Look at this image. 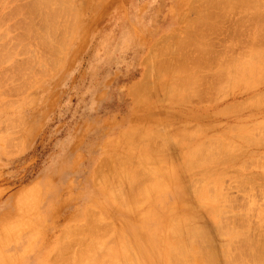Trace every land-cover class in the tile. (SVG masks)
<instances>
[{
	"label": "rangeland",
	"instance_id": "1",
	"mask_svg": "<svg viewBox=\"0 0 264 264\" xmlns=\"http://www.w3.org/2000/svg\"><path fill=\"white\" fill-rule=\"evenodd\" d=\"M1 1L2 0H0V2ZM7 1H4L5 3L1 5L2 7L0 6V35L3 34L1 30H4L2 31L4 34L0 36V54L3 57L2 60L0 58V264H49V259L60 243L61 240L59 241V239L64 234V231L71 226L84 222L87 219V214L89 212L94 213V211L95 215L99 213V218L101 216V219H104L106 224L108 223L110 225V229L108 228L107 232H104L102 231L103 227L101 228L102 230H100L101 226L98 224V230L94 227L97 233L92 229L89 233H92L91 236L87 235L81 242V246L78 244L80 242H77L78 245L76 244V247H82L81 249H84L85 245L91 246V243H88L87 240H96V244L91 241L93 243L90 248L94 247V249L92 248L93 250L90 251L92 255L94 254L93 257L90 256L89 261L91 262L87 263L88 259H82L84 264H103V260L108 261L112 258L115 259V262L117 260L121 262V264H124L123 260H127L125 264H127V262H130L129 264H134V262L138 264H185L186 262V264H195L190 256H187L185 253L181 254V252L176 249L178 245H181L184 249L190 247L191 239L189 238H191V236H189V234L192 229L203 231L204 239L202 238V241L200 240L199 245L203 252L204 250H209L213 257V264H244V260L238 262L241 260L240 256L247 260L250 255L248 259L249 262L248 260L244 261L246 264H257L258 262H260L258 264H264V219L262 218L264 215L259 216V214H255L256 210L259 211L262 208V210H264V159H262L264 156H261L264 154V140L259 136L262 134L264 138V134L262 133L264 132V129H262V126L264 127V125H262L264 124V103H259L258 101V99L261 100L259 98L261 96V98H263L261 101H264V55L262 56V54H264V47L258 45L259 43H261V45L264 44V35L262 33L264 29L262 28L264 26V18H260L263 20H260L263 26L257 19H253L252 23L248 24L250 25L249 27H257L258 33L256 35L258 37L256 40L258 41L256 42L258 44L253 39L251 42V38L245 41V37L244 40L239 41L234 38L235 41L238 42L237 45L241 42L238 47L235 45L230 46L231 43H235L234 39L231 37L234 32L231 31L235 29L232 23L237 22L238 18H240L238 13H240L242 9L247 11L246 9L248 8H253V10L249 9L250 12H255L256 10L258 12L259 9L262 10L261 8L263 7L262 4H264V0H259V5L262 7L259 8L258 5L257 9L255 8L256 6L251 5L250 2V5L246 4V6L243 2L244 8L240 0L238 1H240L243 8L237 7L239 4L235 3V0H222L223 3L224 1L225 3L230 1L229 5H231L224 4V6H229L225 7L224 10L221 9L224 8L223 5L220 4L222 7L218 5V8L220 6L221 8L219 9L221 10L218 8L217 10H226L228 15L233 5L231 3H234V10H237V8L239 9L238 12L233 10L234 12L231 13V16L227 15L228 17H222L221 19H223V22L220 23L222 20L218 22L222 30L218 27L215 31L216 34L213 33L215 35L210 38L212 42L214 41L212 45L215 44L214 50L211 52L214 54L216 53V58L217 54L229 57H225L228 60L225 58L224 60L223 57L218 56L219 59H223H221L222 61L220 60V62L228 61L227 63H232V66L227 63L219 64V59H213L212 63H214L213 65L215 67L213 68L212 66L210 72L213 73H210L208 76L210 80L212 79L211 81L209 80L212 86L210 89L208 86L206 90V87L203 85V87H205V90H203L208 93L210 92L207 96L208 98L201 97L200 95L198 96L201 98L198 96H196L197 98H187L185 92L188 93L189 91L190 94L188 95L192 96V91L197 87V83L189 79L192 73L187 69L193 67V63H189L188 65L180 64L178 75L174 76V74H172L173 78H179L176 81L177 84L172 81L173 78L171 76L165 88L162 89L157 85L151 88L152 95H150V93L148 97L146 96V102L142 105L137 104L133 90L136 89L138 85L140 86V83L145 81L143 78L145 79L148 70H150L149 62L152 61V58L147 59L149 56L146 57V55L152 56L150 50L156 48L154 45L156 43L158 45L160 41L162 42V39L172 34L174 35L173 38L175 41H177L178 38L183 41L184 37H189V33L186 34L183 32L185 20H190L194 15L196 19V16H198L197 12L202 8H208L210 1L213 0H209V5L207 6V0H202V3L204 2L203 5L200 2L201 0H75L76 2L70 0L69 2L67 0L68 3L67 1L65 3L61 0V6L60 4L56 5V2L59 3L60 0H55V2L51 0L54 2L57 10L55 11L56 8L53 10L54 4H50L52 9L51 11L49 10V12H47L46 9L48 10L51 8L49 5V3H51L50 0H47V2L49 1L48 4H46V1V3H44L46 6H49H47L46 9H44L45 5L43 6L44 0H38V6L40 7V5H42L40 8L42 10L44 9L42 13L44 12L45 14L43 13V15L41 11H39L40 8L37 6L38 2L36 3L35 0H27L25 2L19 0L24 3L13 0L15 4H13L11 0L12 3L8 1L9 4L6 5L8 3ZM31 1H34L36 5L32 2L33 4L28 6L31 7L29 9L26 5H29ZM63 2L64 4L71 3L70 5H72L69 11L72 12L73 16L69 12H65V14L69 13L70 15L68 16H72L73 18L66 16L67 19L73 20L78 17L74 22L69 20V22H72H70L69 26L67 25L69 23L67 22L68 20L65 16V19L63 17V15H65L63 11H66L69 7L67 8V5L62 6ZM1 3H3V1ZM18 4H20V6L24 5L23 8H25L26 11L20 9ZM194 4H196L195 7L197 9L199 5L198 10H196V8H191ZM211 5L215 6V0ZM13 6H16V9H14L15 7ZM73 6L80 9L75 10ZM247 6L249 7L246 8ZM17 7H19V9H17ZM59 7H61V10L63 7H66V9L60 12ZM72 9L74 11H72ZM193 9H195V11L192 12ZM205 9L201 11H206L207 9ZM17 10H19V13H17L18 16L15 13ZM20 11L27 12L30 15L29 18L27 13L23 12L24 14H20L22 13ZM38 11L40 12L39 15ZM54 11H58L59 15L57 13H55V15L59 18H55V21L58 19L59 23L61 20L60 14H63L62 17L64 20L62 19V22H65L64 24L66 26L64 25V27L61 25L62 23H60V25L65 29L58 26L53 27V31H50ZM245 11L241 12L246 14L247 12ZM30 12L33 15L30 14ZM51 12L53 16L50 14V19L48 15ZM36 13L37 16H40L37 20L35 19ZM46 13L48 19L51 20L50 24H47L48 26L50 25L48 29L50 32L49 34L46 32L48 31L47 29L44 30L45 33L42 30L48 28V26L45 25V27L41 25L43 27L41 28L39 25L42 24V21L44 22L42 19L46 17ZM12 14L16 15V17L14 16L15 18H12ZM23 15H25L24 21L23 19L21 20ZM31 15H35L34 19ZM18 18H20V20H17ZM194 18L192 19L193 22L196 21ZM5 19L6 21L4 22L3 20ZM31 19H33V21ZM39 19H41V23L38 22L40 21ZM48 19L46 18V20ZM34 21L37 22H35L36 26L40 28L43 35L40 33L39 29L37 32L40 34L34 31L37 29L35 24H33ZM58 21L56 22L57 24L54 22L56 26L59 25ZM254 21L256 22L253 23ZM31 22L32 25H29ZM22 23L24 26H21ZM24 23H28L27 25L32 26V29L30 30L31 27L29 28V26H27V28ZM14 24H16V26L20 25V27H16ZM218 24L216 21L217 26ZM259 24L260 26L258 27ZM13 25L16 30L12 27ZM33 26L35 27L34 29ZM58 29L60 32H58ZM55 30L57 31L54 32ZM29 31L31 32L29 33ZM225 31L227 32L225 33ZM51 32L54 35L57 34L58 37L52 35L51 38L48 36ZM228 32H231L230 36L227 35L229 34ZM36 33L39 34V36L41 35V38L44 36L45 42L43 39L42 41L44 42L45 49L41 46L43 43L40 41L41 38L39 36L34 37ZM259 35H261V39ZM19 36L22 39V43L20 38L16 40ZM45 36L46 38L50 37V43L46 42L50 40L48 38V40H46ZM252 36H255V33ZM67 37L69 39H67ZM228 37L229 39L231 37L232 41H230ZM34 39H36V41ZM23 40H25V43L27 42L26 46L24 44L25 47L20 46V44L23 45ZM248 40L249 42H247ZM39 42L41 44H39ZM244 42L247 43L248 48L252 47L254 42L257 44H254L256 48L260 46L259 48L263 50L259 48L256 49L253 46L252 48H255V51L253 49L249 51ZM46 43L48 45L47 47L45 45ZM242 43L245 45H242ZM191 45L192 43H190L189 47H191ZM242 46H244V49H242ZM14 48L18 51H15ZM47 48L49 50H47ZM8 49H10V51L13 49L14 51L12 50L10 53ZM242 50H244L246 54H244ZM249 52H252L254 56ZM255 52L257 54L261 53L256 56L257 58L262 56L260 60H258L259 58L256 59ZM44 53L46 54L44 55ZM9 54L11 56H9ZM247 54L252 55V57ZM232 57L234 60L232 59L229 61ZM21 58L23 59L21 60ZM53 58L55 60H53ZM27 59L29 62L26 61ZM253 59H255L256 62H252ZM216 60L218 63L215 64ZM222 64L228 65H226L227 70L223 68L224 66L222 67ZM15 67H19V69L17 68L19 71H17ZM217 67H220L221 69H219L223 71V73L226 72L228 75L227 77L230 79V81L227 80V82L229 81L227 83L229 85L228 87L225 85V89L223 86H220L221 88L216 87L218 86L216 85L217 83L223 84L219 81V77L217 76H222L223 79L220 77V80H224L223 82L226 80L224 79L226 74L223 75V73L217 71ZM20 69L23 72H21ZM214 71L219 72L218 74L221 73V75H217V72V76L214 75ZM8 73L10 74L8 75ZM213 75L216 76V78H214ZM227 77L225 76V78ZM232 80L234 83L231 82ZM209 81L204 78L205 83H203L208 84ZM236 85L237 88H235ZM215 87L218 91L214 89ZM204 91L201 93H204ZM203 95L206 96L205 94ZM175 97L179 98L175 99ZM241 101L244 103L249 102L251 105L252 101H255V103H253L254 106L247 104V107L244 104L245 108ZM237 102H241L242 104ZM235 103L242 107L240 106L237 108ZM177 112H179V114ZM181 128L182 132H180ZM184 129L185 132H183ZM186 129H190V131L194 130L192 132L194 135L191 134L190 131H186ZM254 129L262 131H257L258 133H256ZM131 131L132 134L130 133ZM152 131L156 132H153V134ZM253 131L256 135L252 133ZM130 134L132 137H129ZM178 134L179 136H176ZM238 134L240 135L239 137ZM245 134L248 135H246V140L248 141L250 139L252 142H246L244 139ZM192 135L194 137L191 138ZM241 135L245 141L241 139ZM257 135L258 137L256 138ZM217 136H219L220 139ZM206 137H209V139H205ZM212 137L217 140L216 142L218 145ZM229 137L233 142L236 140V143H234L237 144V146H235L233 142V144L231 143ZM144 138L146 140L148 139V141ZM149 139H155L156 143L154 141L151 142L152 140ZM204 139L208 142V146L205 145L207 142H205ZM211 140L214 141V145ZM142 142L144 144H142ZM209 143H211L210 146L213 145L211 147V152L212 150L214 152H212L213 156L212 153L208 151L209 149L207 150L208 155L204 154V152H207L206 149L208 147L210 148ZM238 143L241 144L239 145ZM153 144L156 145L155 149L157 147V149L161 148L158 150L159 152L154 150ZM199 145L201 149L206 147L205 151L202 150L201 152ZM242 145L243 147L241 150H244L242 152L240 151L241 153L238 151L239 154L235 153L237 150H240L238 146L241 147ZM196 148L203 154V159H201L202 154L197 155L200 159L197 156V158L195 157L196 153L193 151H195ZM227 148L233 150L228 151ZM218 149L222 150L218 151ZM220 151L225 155L223 156ZM119 153H124L122 155L123 157L120 156L121 154ZM209 153H211L210 156L212 157H208ZM226 153L228 157H226ZM115 154H118V157L114 156ZM217 155L220 156L217 158ZM111 156L113 157L109 159ZM205 156L209 158V161H201L205 159L208 160ZM126 157H130V159L128 160ZM259 157L261 160H259ZM187 158L188 160H186ZM192 158H194V161ZM117 160L120 162L123 161L122 163L125 162L121 165V168H117L120 167ZM112 162H115L117 167H115ZM149 162H152L155 167L151 166L152 164H149ZM246 162L247 165H245ZM248 162L251 163L249 164ZM143 164L144 166H142ZM99 165H102L104 169L106 167L108 168L102 170H107L105 175H109L110 178H108V176H105V178L103 177L104 174L100 172L102 170ZM112 165H114V167ZM140 166H142V169H140ZM137 168L141 171L142 176H138L140 173L137 172ZM109 169L111 171L110 173ZM117 171L120 174L119 178L122 179L121 181L123 182V184L121 182L122 185L119 188L117 186H112V184H117L118 186L120 184L118 183L120 179L117 178V181L116 177H113L114 172H116L114 176L119 175ZM127 171L129 174L128 177L132 178L133 175L136 176L134 173L137 172L136 179L142 177L140 180L144 181L145 179L146 183L143 182L144 184H139V186H137L138 183L135 179V184L133 182L128 183L130 180L126 183L128 178L125 177V173ZM131 171L135 172L133 173ZM246 175L249 177L248 179H246ZM195 177L202 180L199 181L200 185ZM106 178L107 180H105ZM236 178L239 179L237 180ZM112 179H114V181H112ZM249 179H253L252 181L254 184L250 182ZM103 181L106 182L103 184ZM111 181L112 183L109 184ZM131 181H133V178ZM236 182H239L238 186ZM251 183L252 185H250ZM128 184H137V187H133L134 185L131 187L130 185V188H128ZM258 184L260 187H257ZM109 185L112 186H110L111 190ZM212 185H214V188ZM122 186L125 188L124 190L120 189L123 188ZM245 186L246 188L248 187V189H244ZM261 186L263 188H261ZM242 188L246 191L243 192ZM115 189L118 190L116 191ZM137 189L140 192H137ZM260 189H263L262 193ZM120 190H122L124 194L122 192L118 193ZM133 190L137 193L136 197L141 195V199L140 197L139 199L140 201H144L143 204H137L138 201L137 203L135 202L136 204L134 203L136 200L133 201V199L137 198H133L135 195ZM115 191L119 195L121 193L123 194L124 198L122 194L119 196L120 198L118 197L119 199L122 197L124 200L122 204L121 202L123 200H120L121 202L119 203V201H116L114 198L115 193L113 192ZM255 191L256 194L254 196L253 194ZM132 194L133 199H131L133 204H130L132 202L128 199H130ZM125 195L127 197H125ZM210 195L212 196L210 197ZM125 198H128L126 200L129 202L125 201ZM221 199H223V201ZM243 199H245L244 202ZM229 200L232 205L229 203V205L226 204ZM237 204L238 206L242 204L240 206L244 209L236 206ZM257 204L263 205L262 207L260 206L261 208L257 206V209H255L253 205L256 206ZM228 209L229 211L226 212ZM96 210L99 212H96ZM231 210L235 213L238 211V213L234 214ZM252 210H254L253 215L250 213V211L253 213ZM261 211H259V213ZM229 212L231 213L229 214ZM262 213L264 214V211H262ZM243 214H246V217L245 215L243 217ZM255 215L261 217V220L258 217L259 219L257 221V217L254 218ZM222 216L223 218L225 217L224 219H227V221L223 220L221 218ZM231 216H233V219ZM247 216H251V218ZM227 217L230 218V221L232 219V221L235 222H228L229 218ZM246 218L250 220L248 221ZM236 221L240 222L237 223ZM245 221L248 222L245 223ZM218 222L219 224L225 222L223 225L228 222L230 225L227 227H236V225H234L236 223L238 226L236 229L232 227L230 230L226 225L222 226V224L220 228ZM231 223H233V225H231ZM246 227L247 229L249 228V231H247ZM223 228L226 230L228 229L227 231L230 230L232 233L229 232L231 233L229 234L227 232L228 235L223 234L226 233V230ZM233 228L235 230H232ZM238 229L240 230L237 231ZM247 232H249L250 235ZM242 233L244 236H242ZM245 233L246 236L248 234L249 241L246 239ZM140 234H147L145 237L153 236L154 240L152 244L148 245V248L150 249L152 245L151 247L154 253L150 252V256L148 257L147 255L145 256L146 258L140 256L135 259V257H132L128 252H125L123 245L127 240H131L134 251H138L139 247L137 243L134 245L132 240H135V237L139 239L138 236H140ZM234 234L238 237L235 241H238L235 243L233 238L231 241H234V243L232 244V242H229V239H232L231 237ZM100 236L101 239L102 236H104L103 239H105H100L101 241H99L98 238H100ZM239 237L240 239L242 238L241 241ZM98 241L100 242L98 245L101 246H99V248L97 247ZM235 245H237L236 250L241 246L239 249L241 250L240 252H245L238 253V250L233 253L232 251ZM242 245L244 247H242ZM246 246L249 248L253 247L254 250L253 248H248L246 251ZM226 247L228 248V254L225 252ZM229 247L232 248L231 251ZM86 250H88V247H86ZM80 252H82V250ZM85 252L88 253V251ZM232 253L238 256L232 255L235 257L233 258L231 256ZM70 255L74 254L71 253ZM89 255L90 254L86 255L87 258H89ZM228 255L230 260L231 258L232 260L234 259V261L235 259H239L235 262H231L230 260V262H228L226 257ZM86 256L84 255L85 258ZM175 257L176 259H173ZM149 258H151V261ZM82 261L78 260L77 262L76 260L77 263L83 264ZM183 261H185V263ZM104 264L106 263L104 262Z\"/></svg>",
	"mask_w": 264,
	"mask_h": 264
},
{
	"label": "bare ground",
	"instance_id": "2",
	"mask_svg": "<svg viewBox=\"0 0 264 264\" xmlns=\"http://www.w3.org/2000/svg\"><path fill=\"white\" fill-rule=\"evenodd\" d=\"M2 1H3V3H1ZM2 1L0 2V3H1L0 6L3 5V4L5 3L4 1H7V0H2ZM8 1L11 2V0H8ZM8 1H7V2H8ZM12 1H13V0H12ZM15 1L17 2V0H15ZM15 1H13V4H15ZM18 1H19V0H18ZM23 1L25 2V1H27V0H23ZM23 1H19V2L24 3ZM29 1H30V0H29ZM35 1H36V3L38 2V4H37V6H38L40 0H39V1H38V0H35ZM41 1H42V0H41ZM45 1L47 2V0H44V2H43V6L45 5L44 3H46ZM56 1H57V0H56ZM58 1H59V0H58ZM63 1L66 3L67 0H63ZM68 1H69V0H68ZM68 1H67V3H68ZM70 1H75V0H70ZM70 1H69V2H70ZM77 1H79V0H77ZM203 1H204V0H203ZM205 1H206V0H205ZM208 1H209V0L206 1V3H208V4H206V6L209 5V2H208ZM213 1H214V0H213ZM213 1H210V5H209L208 8L205 6L207 10H206L205 8H202V9H201V10H204V9H205L206 11H201V10H199V12H197V13H198V16H196V17H197L196 19L194 18V17H195V15H194L193 18H194L196 21L193 22V21H192L193 18H190V20H191L192 22H191L189 19H188V20H185V28L183 29V32L186 33V34L189 33V34H190L189 37H184V38H183V41H182V40H179V38H178L177 41H175L174 38H173V37H174L173 34L170 35V36H168L167 38L164 37L165 39H162V42L160 41V43H159L158 45H157V43L154 45V46H156V48L150 50V51L152 52V54L150 53L152 56H150V55H146V57L149 56V58H147V59H151V58H152V61H151V62L148 61L149 64H150V70H148V73L146 74L145 79L143 78V80H145V81L142 82V83H140V86L138 85L137 88L135 87L136 89L133 90L134 96L136 97L135 100H136V102H137L138 105H142L144 102H146V101H145V100H146V96L148 97V95L152 92V89H151V88L156 87V85H157V86H160L162 89L165 88L166 85L169 83V78H170L171 76H172V78H173V75H172V74H174V76H175V75H178V73H179V71H180V69H179L180 64H186V65H188L189 63H193V64H192L193 67H192L191 69H187L188 71H191V73H192V76H191L189 79H190V80H193L194 83L196 82V83H197V87H196V89H194V90L192 91V92L194 93V94H193V93L191 94L192 96L188 95V94H190L189 91H188V93L185 92V94L187 95V98H188V97H189V99H190L191 97L194 98V97H196V96H198V95H200L201 97H206V98H208L207 96H208V94H209L210 92L208 93V92L204 91V90H205L204 88L206 87V90H207L208 86H209V89H210V87L212 86V83L210 82L212 79L210 80V79L208 78V76H209L210 73H213V72H210V69L212 68V66H213V68L215 67V66L213 65L214 63H212V61H213L214 58H216V55H215L216 53L214 54V53L211 52V51L214 50L213 48H214V45H215V44L212 45L214 41L212 42V41L210 40V38H211V36H213V35L216 34V32H215L216 29H217L218 27H220L219 24H218V22H220L221 20H222V21H221L220 23L223 22V19H221V18H222V17L225 18V17L228 15V14H227L228 12H227L226 10H225L226 13H225V11H219V10H221V9L224 10L225 7H229V6H231V5H229L230 1H229V2L227 1V3H228V4H227V3H225V1H224V3H223L222 0H220V2H219V0H215V6H214V5H211ZM240 1L242 2L241 4H243V2H244L245 6H246V4H247V5H250V4H249V2H250L251 5H255V6H256V7H255L256 9L258 8V5L260 4L259 0H240ZM240 1L237 0V2H236V0H235V3H238V4H239V5L237 4V5H238L237 7H242L241 4H240ZM247 1H248V2H247ZM7 2H6V3H7ZM9 2H8L6 5H8ZM19 2H18V3H19ZM32 2L36 5V3H35L34 1H31V3H29V5H26V6H27V7L30 6V4H33ZM50 2H51V3H49V1H48L46 4L49 3V5H50V4L53 5L54 2H55V0H54V2L50 0ZM52 2H53V3H52ZM60 2H61V0L59 1V3L56 2V5H57V4H60ZM64 2H63V4H62V6H63V5L66 6V5H67V8H68V7H69V8L67 9L68 11H67V10L65 11L64 9H66V7H65V8L63 7L62 10H64V11H63L64 13H63V12H62V13L65 14V12H69V13H71V15H72V12L69 11V10L72 8V5H70L71 3H70V4H64ZM75 2H76V1H75ZM200 2H201V4L203 5L204 2L202 3V0H201ZM221 2H222L223 4H222ZM231 2H232V1H231ZM245 2H246V3H245ZM11 3H12V2H11ZM11 3H10V4H11ZM72 3H73V2H72ZM77 3H78V2H77ZM13 4H12V5H13ZM20 4H21V3H20ZM20 4H18V5L20 6ZM41 4H42V3H41ZM79 4H81V3H79ZM201 4H200V6H201ZM220 4L223 5L224 8H221L222 6H221ZM224 4L229 5V6H226V5L224 6ZM231 4H233V5H232V8H230V11H231V9H232V11L230 12V11L228 10L229 13H230L228 16H231V13H233L234 11H237V12H238V9H239V8H237V10H234V3H231ZM244 4H243V7L245 8ZM261 4H262V3H261ZM51 5H50V7H51ZM68 5H69V6H68ZM73 5H74V4H73ZM75 5H76V4H75ZM195 5H196V4H194V5H193L194 7L192 6L191 8H196ZM204 5H205V4H204ZM218 5L221 6V7L219 6V8H221V9L218 8ZM262 5H263V7L259 5V8L262 7V8H261L262 10L259 9L258 12H257V10H256L255 12H253V11L250 12L249 9L253 10V8H248L249 6H247V7H246V8H248V9H246L247 11H245V9H244V10H243V9L241 10V11H243V12H244V11L247 12L246 14L243 13V12H241V11H240L241 14L238 13L239 16H240V18H238L237 22L232 23V24L235 26V29L233 28L235 31H234V30L231 31V32H234V34H232L233 36L231 35V37H232L233 39L235 38L237 41H239V40H244V38L246 37V38H245V41H246L247 39H250V38H251V39H250L251 42H252V39L255 40V42L258 41V40H256L257 37H258V36L256 35V34L258 33V29H257V27H255V28H254V26L249 27L250 25H248V24L252 23V20H253V19H255V20L257 19L259 22H261L260 20H262V19H260V18H264V10H263V8H264V4H262ZM23 6H24V5H21V6H20V9H22V10L24 9V10H25V8H23ZM32 6H33V5H32ZM37 6H36V7H37ZM47 6H48V5H47ZM47 6L45 5L44 9H46ZM54 6H55V4L53 5V10L56 8V6H55V7H54ZM60 6H61V4H60ZM1 7H2V6H1ZM7 7H8V6H7ZM13 7H15L14 9H16V6H13ZM40 7H42V5H40ZM40 7L38 6V8H40ZM48 7H49V6H48ZM70 7H71V8H70ZM73 7H75V6H73ZM203 7H204V6H203ZM243 7H242V8H243ZM250 7H251V6H250ZM28 8L30 9L31 7H28ZM34 8H35V7H34ZM59 8H60V9H59ZM59 8H58V9H59L60 12H61V11H62V10H61V7H59ZM217 8H218L219 10H217ZM255 8H254V9H255ZM17 9H19V7H17ZM44 9H43V10H44ZM51 9H52V7H51L50 9H48V10L46 9V11L49 12V10L51 11ZM76 9L79 10L80 8L78 9V7H75V10H76ZM198 9H199V5H198ZM198 9L196 8V10H198ZM226 9H228V8H226ZM235 9H236V7H235ZM240 9H241V8H240ZM43 10H42L41 8L39 9V11H41V14H42V15H43V13H44V12L42 13ZM53 10H52V12H53ZM56 10H57V8L55 9V11H56ZM59 10H58V11H59ZM233 10H234V11H233ZM7 11H8V10H7ZM7 11H6V13H7ZM17 11H18V12H17ZM17 11H16L15 13H16V15L18 16L17 13H19V10H17ZM25 11H26V10H25ZM25 11H23V12H25ZM30 11H31V10H30ZM35 11H37V10H35ZM39 11H38V12H39ZM46 11H45V12H46ZM55 11H54V16H57V15H55V13L58 14V11H57V12H55ZM72 11H74V10L72 9ZM193 11H195V9H193L192 12H193ZM10 12H11V11H10ZM12 12H13V10H12ZM20 12H22V11H20ZM23 12L20 13V14H24ZM52 12L49 13V15H50V14L52 15V14H53ZM60 12H59V13H60ZM76 12H77V11H76ZM189 12H190V11H189ZM222 12H223V13H222ZM248 12H249V13H248ZM3 13H4V12H3ZM15 13H14V14H15ZM25 13H27V12H25ZM32 13H33V10H32ZM32 13L30 12V14H32ZM69 13H68V14L66 13L67 15H66V14H65V15L60 14V15H61L60 23H62L61 25H63V26L65 25V24H64L65 22L63 23L62 21L65 19L66 16L69 17V16H68V15H70ZM224 13H225V14H224ZM235 13H236V12H235ZM20 14H19V15H20ZM39 14H40V12L38 13V15H39ZM44 14H45V13H44ZM181 14H182V13H181ZM195 14H196V13H195ZM236 14H237V13H236ZM243 14H244V15H243ZM249 14H250V16H249ZM6 15H7V14H6ZM12 15H13V14H12ZM16 15H13L12 18H13L14 16L16 17ZM25 15H26V14H25ZM25 15H23L22 18L20 17L21 20L23 19V21H24V16H25ZM27 15H28V18H29L30 15H29L28 13H27ZM32 15H33V14H32ZM32 15H31V16H32ZM49 15H48V17H50V19H51V15H50V16H49ZM58 15H59V14H58ZM62 15H63V17L65 16L64 19H63ZM79 15H80V14H79ZM182 15H183V14H182ZM4 16H5V15H4ZM21 16H22V15H21ZM34 16H35V15H34ZM34 16H32L33 19H34ZM45 16H46V17H44L45 19H44V18H43V19L41 18L42 20H44V22L42 21V24H39L40 26H41V25H42V26H43V25H44V26H45V25L48 26L47 24H48V23L50 24V21H51V20L48 19V17H47V13H46ZM52 16H53V15H52ZM54 16H53V18H52L53 21H51V22H52V24H51L52 27H50V25H49L48 28H44V29H42L43 31H44L45 29L48 30L49 27H50V31H53V30H52L53 27L61 26L60 23H59V21H58V19H57V21H58L59 25L56 26V24H57L56 22H57V21H55V18H59V17H58V16H57V17H54ZM72 16H73V15H72ZM72 16H71V17H72ZM188 16H189V15H188ZM228 16H227V17H228ZM1 17H2V16H1ZM15 17H14V18H15ZM26 17H27V16H26ZM38 17H40V16H37V13H36V18H35V19L37 20ZM67 17H66V19H67ZM71 17H69V18H71ZM20 18H18L17 20H20ZM46 18H47L48 20H46ZM72 18H73V17H72ZM74 18H75V17H74ZM79 18H80V17H79ZM7 19H8V18H7ZM33 19H31V20L33 21ZM41 19H39L40 21H38V22L41 23ZM62 19H63V20H62ZM77 19H78V17H77ZM77 19H73V20H72V19H69V20H72V21L74 22V20L76 21ZM0 20H1V19H0ZM25 20H26V18H25ZM67 20H68V19H67ZM69 20H68L67 22H69ZM3 21L5 22L6 19L3 20ZM8 21H9V20H8ZM8 21H7V22H8ZM23 21H22V22H23ZM28 21H29V20H28ZM48 21H49V22H48ZM216 21H217L218 26L216 25ZM231 21H232V19H231ZM262 21H263V20H262ZM25 22H26V21H25ZM35 22H36V21H34L33 24H35V26H36V23H37V22H36V23H35ZM54 22H55L56 24H55ZM70 22H71V21H70ZM70 22H69L68 24H67V23H66V24L69 26V25H70ZM255 22H256V21H254L253 23H255ZM15 23H16V21H15ZM28 23H30V22H28ZM28 23H26V24L24 23V24L26 25V27L29 26V25H32V22H31V24L27 25ZM43 23H45V24H43ZM53 23H54V24H53ZM71 23H72V22H71ZM257 23H258V22H257ZM257 23H256V24H257ZM261 23H262V22H261ZM17 24H18V22H17ZM76 24H77V23H76ZM223 24H224V23H223ZM9 25H10V24H9ZM9 25H8V26H9ZM14 25L16 26V24H14ZM14 25H13L12 27L16 30V28L14 27ZM37 25H38V24H37ZM54 25H55V26H54ZM220 25H221V24H220ZM17 26H18V25H17ZM17 26H16V27H17ZM21 26H24L23 23H22ZM42 26H41V28H43ZM46 26H45V27H46ZM65 26H66V25H65ZM65 26H64V27H65ZM75 26H76V25H75ZM226 26H227V25H226ZM230 26H231V25H230ZM255 26H257V25H255ZM259 26H260V24L258 25V27H259ZM262 26H263V23H262ZM262 26H261V27H262ZM1 27H3V26H1ZM18 27H20V25H19ZM30 27H31V28H30ZM70 27H71V26H70ZM182 27H183V26H182ZM9 28H10V27H9ZM23 28H24V27H23ZM27 28H28V27H27ZM29 28H30V30H31V29H32V26H29ZM34 28H35V27L33 26V29H34ZM36 28H37V26H36ZM59 28H60V27H59ZM61 28H62V29H65V28H63L62 26H61ZM262 28H264V26H263ZM262 28H261V31H262ZM2 29H3V28H2ZM7 29H8V28H7ZM38 29L40 30V28L38 27V28L35 29L34 31L37 32V31H39ZM55 29H57V28H55ZM220 29H221V27H220ZM231 29H232V28H231ZM259 29H260V28H259ZM8 30H10V29H8ZM17 30H18V28H17ZM58 30H59V29H58ZM221 30H222V29H221ZM2 31H4V30H1V33L4 34V32H2ZM11 31H12V30H11ZM56 31H57V30H55L54 32H56ZM223 31H224V30H223ZM227 31H228V30H227ZM227 31H225V33H226ZM261 31H260V32H261ZM16 32H17V31H16ZM30 32H31V31H29V33H30ZM35 32H34V33H35ZM46 32H48V34L50 33L49 30L46 31ZM58 32H60V30H59ZM62 32H63V30H62ZM231 32H228L229 34H227V35L230 36ZM260 32H259V33H260ZM17 33H18V32H17ZM34 33H33V34H34ZM37 33H39V32H37ZM37 33H36V34H37ZM40 33H42L41 30H40ZM40 33H39V34H40ZM44 33H45V31H44ZM213 33H215V34H213ZM218 33H219V32H218ZM218 33H217V34H218ZM254 33H255V36H252V35H254ZM262 33H263V35H264V29H263ZM262 33H261V35H262ZM3 34H2V35H3ZM18 34H19V33H18ZM18 34H17V35H18ZM33 34H32V35H33ZM36 34L34 35V37L39 36V34H37V35H36ZM46 34H47V33H46ZM48 34H47V35H48ZM66 34H67V33H66ZM222 34H223V33H222ZM2 35H0V36H2ZM42 35H43V33H42ZM44 35H45V34H44ZM47 35H46V36H47ZM52 35L58 37L57 34L54 35V34H52V32H51V34L48 35V36L51 37ZM227 35H226V37H227ZM234 35H235V36H234ZM261 35H259V37H260ZM263 35H262V37H263ZM40 36H41V35H40ZM40 36H39V37H40ZM46 36H45V38H46ZM60 36H61V35H60ZM64 36H66V35H64ZM67 36H68V34H67ZM8 37H9V36H8ZM34 37H33V38H34ZM39 37H38V39L40 40L41 37H40V38H39ZM50 37H47V38L50 40ZM56 37H55V38H56ZM231 37H230V39H229V37H228V39H229L230 41H232V40H231ZM19 38H20V36L17 37L16 40L19 39ZM47 38H46V40H48ZM51 38H52V37H51ZM224 38H225V37H224ZM263 38H264V37H263ZM8 39H9V38H8ZM42 39H43V41H44V36H43V38H41V40H40L41 42H43ZM57 39H58V38H57ZM67 39H69V38L67 37ZM235 39H234V42H235V43H231V45L229 44L230 46L235 45V46L238 47V46L241 44V42H239V45H237L238 42L235 41ZM260 39H261V37H260ZM34 40L36 41V39H34ZM39 40H37V41H39ZM53 40H54V39H53ZM58 40H59V39H58ZM213 40H214V39H213ZM263 40H264V39H263ZM18 41H19V40H18ZM20 41H21V43H22V39H21V38H20ZM20 41H19V42H20ZM24 41H25V40H23V42H24ZM26 41H27V40H26ZM59 41H60V40H59ZM62 41H63V40H62ZM68 41H69V40H68ZM70 41H71V40H70ZM230 41H229V42H230ZM44 42H45V41H44ZM44 42H43L42 45H41V46H43V47H44ZM46 42H49V43H50L51 40H50V41H46ZM57 42H58V41H57ZM60 42H61V41H60ZM60 42H59V43H60ZM211 42H212V43H211ZM242 42H243V41H242ZM247 42H249V40H248ZM251 42H250V43H251ZM26 43H27V42H26ZM26 43L24 42L23 45L20 44V46L23 47L24 44H25V46H26ZM67 43H68V42H67ZM67 43H66V44H67ZM190 43H192L191 47H189V46H190ZM244 43L246 44V47H247V43H246V42H244ZM244 43H242V45H245ZM256 43H257V42H256ZM256 43L253 42L252 47H253V46L255 47L254 44H256ZM39 44H41V43L39 42ZM68 44H69V43H68ZM193 44H194V45H193ZM248 44H249V43H248ZM257 44H258V43H257ZM257 44H256V45H257ZM45 45H46V47L48 46L47 43H46ZM49 45H50V44H49ZM60 45H61V44H60ZM229 45H228V48H229ZM258 45L264 47V44L261 45V43H259ZM6 46H7V45H6ZM11 46H12V45H11ZM25 46H24V47H25ZM65 46H66V45H65ZM192 46H193V48H192ZM248 46L250 47V44H249ZM260 46H257V48H256V47H255V48L258 49ZM9 47H10V46H9ZM32 47H33V46H32ZM61 47H62V46H61ZM215 47H217V46H215ZM240 47H241V46H240ZM242 47H243L242 49H244V46H242ZM252 47H250L251 50H250V48H248V47H247V48L249 49V51H252V49H253V50L255 49V48H252ZM12 48H13V47H12ZM48 48H49V47H48ZM48 48H47V50H49ZM53 48H54V47H53ZM56 48H57V47H56ZM56 48H55V50H56ZM223 48H224V47H223ZM14 49H15V51L17 50L16 48H14ZM22 49H23V48H22ZM22 49H21V51H22ZM44 49H45V47H44ZM51 49H52V48H51ZM58 49H59V48H58ZM248 49H247V50H248ZM259 49L261 50L262 48H259ZM263 49H264V48H263ZM263 49H262V50H263ZM8 50L10 51V49H8ZM12 50H13V49H11L10 53L12 52ZM9 51H7V52H9ZM13 51H14V50H13ZM17 51H18V50H17ZM217 51H218V50H217ZM219 51H220V50H219ZM221 51H222V50H221ZM242 51H243V53L245 52L244 50H242ZM254 51H255V50H254ZM254 51H253V53H254ZM258 51H259V50H258ZM258 51H256V52H258ZM48 52H49V51H48ZM48 52H47V53H48ZM50 52H51V50H50ZM256 52H255V53H256ZM259 52H260V51H259ZM263 52H264V51H263ZM20 53H21V52H20ZM33 53H34V52H33ZM39 53H40V52H39ZM249 53H250V52H249ZM253 53L251 52L250 54H253ZM45 54H46V53H44V55H45ZM48 54H49V53H48ZM51 54H52V53H51ZM244 54H246V53H244ZM250 54H247V55H249V56L252 57V55H250ZM259 54H261V53H259ZM259 54L256 53V54H255V57L258 56ZM20 55H22V54H20ZM263 55H264V54H262V56H263ZM9 56H11V55L9 54ZM13 56H15V55H13ZM55 56H56V55H55ZM218 56H219V57H223V59H224L225 57H226V58H229V57H227V56L224 57V56H220V55L217 54V58H216V59H219ZM253 56H254V54H253ZM262 56L258 57L259 59L256 57V59L260 60V58H261ZM25 57H26V56H25ZM49 57H50V56H49ZM52 57H53V56H52ZM242 57H243V55H242ZM244 57H245V55H244ZM263 57H264V56H263ZM0 58H1V60H2V58H3V57L1 56V54H0ZM8 58H9V57H8ZM11 58H12V57H11ZM55 58H56V57H55ZM226 58H225V59H226ZM14 59H15V58H14ZM22 59H23V58H21V60H22ZM24 59H26V58H24ZM221 59H222V58L219 59V62H220ZM223 59H222V60H223ZM225 59H224V60H225ZM232 59H233V57H232L231 59H229V61H231ZM247 59H248V58H247ZM15 60H16V59H15ZM15 60H14V62H15ZM53 60H55V59L53 58ZM53 60H52V61H53ZM222 60H221V61H222ZM226 60H228V59H226ZM233 60H234V59H233ZM263 60H264V59H263ZM26 61H28V59H27ZM26 61H25V64H26ZM42 61H43V60H42ZM49 61H50V60H49ZM254 61L256 62L255 59L252 60V62H254ZM261 61H262V60H261ZM17 62H18V61H17ZM17 62H16V63H17ZM28 62H29V61H28ZM28 62H27V63H28ZM50 62H51V61H50ZM53 62H54V61H53ZM53 62H52V63H53ZM227 62H228V61H227ZM227 62H226V61H225V62L223 61V62H220L219 64H221V63L225 64V63H227ZM263 62H264V61H263ZM263 62H262V63H263ZM35 63H37V62H35ZM48 63H49V62H48ZM48 63H47V64H48ZM216 63H218L217 60H216L215 64H216ZM230 63H231V62H230ZM12 64H13V63H12ZM37 64H38V63H37ZM42 64H43V63H42ZM45 64H46V63H45ZM223 64H222V67L224 66L223 68H226L228 65H231V66H232V63H231V64H228V63H227V64H228V65L226 64L227 66H226V65H223ZM249 64H250V63H249ZM14 65H15V64H14ZM16 65H17V64H16ZM252 65H253V64H252ZM11 66H12V65H11ZM29 66H30V65H29ZM218 66H219V65H218ZM9 67H10V66H9ZM7 68H8V67H7ZM17 68L19 69V67H17ZM17 68L15 67V69H17ZM207 68H209V69H207ZM219 68H220V67H217V71H220L221 73H223V71L220 70L221 68H220V69H219ZM263 68H264V66H263ZM9 69H10V68H9ZM18 69H17V71H19ZM218 69H219V70H218ZM258 69H259V68H258ZM13 70H14V69H13ZM20 70H21V69H20ZM187 70H184V71H187ZM225 70H227V68H226ZM0 71H1V70H0ZM35 71H36V70H35ZM45 71H46V70H45ZM47 71H48V70H47ZM188 71H187V72H188ZM217 71H214V73H215L214 75H216V72H217ZM9 72H10V71H9ZM15 72H16V71H15ZM21 72H23V71L21 70ZM12 73H13V72H12ZM218 73H219V72H217V75H221V73H220V74H218ZM9 74H10V73H8V75H9ZM14 74H15V73H14ZM18 74H19V73H18ZM168 74H169V76H168ZM225 74H226V72L223 73V75H225ZM3 75H4V74H3ZM3 75H2V76H3ZM214 75H213V77L216 78L217 75H216V76H214ZM263 75H264V73H263ZM10 76H11V75H10ZM225 76L227 77L228 75L226 74ZM225 76H224V79H226L225 82H223L224 80H223V81L220 80V77L223 79L222 76H217V77H219V81H221V83H223V84L217 83V84H216V85H218V86H216L217 88L220 87V86H221V87L223 86V88L225 89V87H224L225 85L228 87L229 84H227V83L230 81V79H229L228 77H227L228 79L225 78ZM14 77H15V76H14ZM243 77H244V76H243ZM3 78H4V77H3ZM186 78H187V77H186ZM204 78L207 79L208 81L210 80V81L208 82V84H207V83L204 84V83H205V82H204ZM11 79H12V78H11ZM15 79H16V78H15ZM177 79H179V78H173L172 81H173L175 84H177V83H176ZM227 80H229V81L227 82ZM24 81H25V80H24ZM234 81H235V79H234ZM234 81L232 80L231 82L234 83ZM27 82H28V81H27ZM166 82H167V83H166ZM184 82H185V80H184ZM203 82H204V83H203ZM263 82H264V81H263ZM5 83H6V82H5ZM5 83H4V84H5ZM174 83H173V85H174ZM202 83H203V84H202ZM225 83H226V84H225ZM1 84H2V83H1ZM7 85H8V84H7ZM203 85H204L205 87H203ZM231 86H232V85H231ZM233 86H234V85H233ZM202 87H203V88H202ZM216 87H215L214 89H216V90L218 91V89H217ZM221 87H220V88H221ZM227 87H226V89H227ZM0 88H1V86H0ZM212 88H213V87H212ZM235 88H237V85H236ZM20 89H21V88H20ZM20 89H19V90H20ZM156 89H157V88H156ZM203 89H204V90H203ZM224 89H223V91H224ZM221 90H222V89H221ZM238 90H239V89H238ZM13 91H14V90H13ZM203 91H204V93H201V92H203ZM214 91H215V90H214ZM262 93H263V92H262ZM262 93H260V94H262ZM2 94H3V93H2ZM11 94H12V93H11ZM183 94H184V93H183ZM203 94H205L206 96H204ZM150 95H152V93H151ZM211 95H212V94H211ZM213 95H214V94H213ZM134 96H133V97H134ZM200 96H198V97H200ZM256 96H257V95H256ZM263 96H264V95H263ZM184 97H185V95H184ZM201 97H200V98H201ZM209 97H210V96H209ZM214 97H215V96H214ZM261 97H262V96H261ZM261 97H259V98H260L261 100H263V98H261ZM177 98H179V97H175V99H177ZM196 98H197V97H196ZM200 98H199V99H200ZM147 99H148V98H147ZM173 100H174V99H173ZM184 100H185V99H184ZM184 100H183V101H184ZM187 100H188V99H187ZM261 100L258 99L259 103H262V102L264 103V101H261ZM183 101H182V102H183ZM189 101H190V100H189ZM211 102H212V101H211ZM241 102H243V101H241ZM241 102H237V103H241ZM253 103H255V101H252V105H253ZM257 103H258V102H257ZM235 104H236V103H235ZM241 104H242V103H241ZM244 104H245L246 107H247L248 105H251V104H249V102H248V103H244V102H243L242 105L244 106ZM247 104H248V105H247ZM252 105H251V106H252ZM240 106H241V105H237V104H236V107H237V108H239ZM245 106H244V107H245ZM253 106H254V105H253ZM232 107H233V106H232ZM241 107H242V106H241ZM246 107H245V108H246ZM228 108H229V107H228ZM228 108H227V109H228ZM245 108H244V109H245ZM229 109H230V108H229ZM234 109H235V108H234ZM240 109L243 110L242 108H240ZM193 110H194V109H193ZM241 110H240V111H241ZM179 112H180V111H179ZM179 112H177V113L179 114ZM172 113H173V112H172ZM169 114H170V113H169ZM186 114H187V113H186ZM14 118H15V117H14ZM15 120H17V119H15ZM261 120H262V119H261ZM16 122H17V121H16ZM17 123H18V122H17ZM184 123H185V122H184ZM178 124H179V123H178ZM180 124H181V123H180ZM212 124H213V123H212ZM191 125H192V124H191ZM262 125H264V124H262ZM17 126H18V125H17ZM162 126H163V125H162ZM237 126H238V125H237ZM260 126H261V125H260ZM177 127H178V126H177ZM196 127H197V126H196ZM199 127H200V126H199ZM258 127H259V125H258ZM258 127H257V128H258ZM137 128H139V127H137ZM159 128H160V127H159ZM163 128H164V127H163ZM172 128H173V127H172ZM179 128H180V127H179ZM182 128H183V127H182ZM182 128H181V131L179 130L180 132H182ZM191 128H193V127H191ZM232 128H233V127H232ZM166 129H167V128H166ZM194 129H195V127H194ZM233 129H234V128H233ZM252 129H253V128H252ZM262 129H264L263 126H262ZM154 130H155V129H154ZM173 130H174V129H173ZM195 130H196V129H195ZM254 130L256 131V133L262 131V130L259 131V130H257V129H254ZM132 131H133V130H132ZM132 131L130 132L131 134H132ZM186 131H190V129H189V130L186 129ZM193 131H194V130L190 131V133L193 134V133H192ZM257 131H258V132H257ZM263 131H264V130H263ZM137 132H138V131H137ZM141 132H142V131H141ZM153 132H156V131H152V133H153ZM170 132H171V131H170ZM180 132H179V133H180ZM183 132H185V129H184ZM144 133H145V132H144ZM175 133L177 134L176 131H175ZM252 133H253L254 135H256V133H254V131H253ZM262 133L264 134V132H262ZM131 134H130V135H131ZM145 134H148V133L146 132ZM153 134H154V133H153ZM155 134H156V133H155ZM157 134H158V133H157ZM160 134H161V133H160ZM165 134H166V133H165ZM130 135H129V137H132V135H131V136H130ZM181 135H183V134H181ZM193 135H194V134H193ZM193 135L191 136V138L194 137ZM232 135H233V134H232ZM242 135H244V134H242ZM242 135H241V137H242ZM246 135H247V134H245V136H246ZM135 136H136V135H135ZM140 136H141V135H140ZM149 136H150V135H149ZM159 136H160V135H159ZM161 136H162V135H161ZM176 136H179V134L176 135ZM236 136H237V135H236ZM239 136H240V135L238 134V137H239ZM245 136H244V139L246 140V138H247L248 135H247L246 137H245ZM251 136H253V135H251ZM259 136L262 137V139L264 140L262 134L259 135ZM125 137H127V136H125ZM133 137H134V136H133ZM182 137H184V136H182ZM217 137H219V136H217ZM217 137H216V138H217ZM257 137H258V135L256 136V138H257ZM146 138H147V137H146ZM207 138L209 139V137H206L205 139H207ZM210 138H211V137H210ZM212 138H214V137H212ZM229 138H230V137H229ZM236 138H237V137H236ZM253 138H254V137H253ZM144 139H145V138H144ZM144 139H143V140H144ZM193 139H194V138H193ZM193 139H192V140H193ZM205 139H204V141H205ZM214 139H215V138H214ZM217 139H218V138H217ZM219 139H220V137H219ZM222 139H223V138H222ZM241 139L244 140L243 137H242ZM258 139H261V138H258ZM145 140H146V139H145ZM149 140H152L151 142L154 141V142L156 143V140H155V139H149ZM212 140H213V139H212ZM212 140H211V141H212ZM228 140H229V139H228ZM245 140H244V141H245ZM121 141H122V140H121ZM138 141H139V140H138ZM146 141H148V139H147ZM214 141H215V143L217 144V142H216L217 140L215 139ZM214 141H212V142H213V143H212L213 145H214ZM230 141H231V143L233 142V141L231 140V138H230ZM249 141H250V139H249L248 141L246 140V142H249ZM256 141H257V140H256ZM116 142H117V141H116ZM132 142H133V141H132ZM159 142H160V141H159ZM202 142H203V141H202ZM202 142H201V143H202ZM205 142H207V141H205ZM234 142L236 143V140H234ZM234 142H233V143H234ZM250 142H252V141H250ZM250 142H249V143H250ZM254 142H255V141H254ZM223 143H224V141H223ZM228 143H229V142H228ZM231 143H230V144H231ZM233 143H232V144H233ZM235 143H234V144H235ZM142 144H144V143L142 142ZM161 144H162V143H161ZM207 144H208V142H207L205 145H207ZM210 144H211V143H209V146H210ZM226 144H227V143H226ZM226 144H224V145H226ZM232 144H231V145H232ZM238 144L240 145L241 143H238ZM136 145H137V144H136ZM146 145H147V144H146ZM153 145H154V144H153ZM153 145H152V147H153ZM201 145H202V144H201ZM205 145L203 144L202 146H205ZM213 145H211L210 148L208 147V148L206 149V151L209 149L208 151L211 152V149H212L211 147H212ZM217 145H218V144H217ZM227 145H228V144H227ZM155 146H156V145H154V150H156L157 152H159L158 150L161 149V148L157 149V148H158V147H157V148L155 149ZM157 146H158V145H157ZM207 146H208V145H207ZM215 146H216V145H215ZM220 146H221V145H220ZM220 146H217V147H218V148H221ZM232 146H233V145H232ZM235 146H237V144H235ZM160 147H161V146H160ZM242 147H243V145H242L241 147L238 146V148H240V150H237V152H235V151H234V152L237 153V154H239L238 151H239V152H240V151L242 152V151L244 150V149L241 150ZM199 148H200V145H199ZM202 148H203V147H202ZM205 148H206V147H205ZM205 148H203V149L200 148V149H201L200 151H201V152H202V150L205 151ZM214 148H215V147H214ZM224 148H225V147H224ZM216 149H217V148H216ZM216 149H215V150H216ZM227 149H228V148H227ZM162 150H163V148H162ZM219 150H222V149H218V151H219ZM229 150H231V148L228 149V151H229ZM232 150H233V149H232ZM232 150H231V151H232ZM235 150H236V149H235ZM195 151H197V152H195ZM195 151H193L194 153H196L195 157H196L198 154H202V153H200V151L197 150V148L195 149ZM208 151H207V152H204V154H207ZM226 151H227V150H226ZM154 152H155V151H154ZM160 152H161V151H160ZM198 152H199V153H198ZM212 152H213V150H212ZM212 152H211V153H212ZM220 152H221V151H220ZM220 152H218V153H220ZM241 152H240V153H241ZM155 153H156V152H155ZM194 153H193V155H194ZM211 153H209V156H208V157H212V156H213V153H214V152L212 153V156H210ZM224 153H225V151H224ZM227 153H228V152H227ZM227 153H226V154H227ZM251 153H252V152H251ZM119 154H121L120 156H122L124 153H119ZM221 154H222L223 156L225 155V154H223L222 152H221ZM221 154H220V155H221ZM117 155H118V154H117ZM117 155L115 154L114 156H117ZM207 155H208V154H207ZM215 155H216V153H215ZM220 155H219V156H220ZM234 155H235V154H234ZM120 156H119V157H120ZM219 156L217 155V158H218ZM232 156H233V154H232ZM261 156L263 157L264 154L261 155ZM112 157H113V156H111L110 158L108 157V158L111 159ZM117 157H118V156H117ZM122 157H123V156H122ZM197 157L199 158V156H197ZM197 157H196V158H197ZM201 157H202L201 159H203V157H204L203 154L201 155ZM205 157H207V156H205ZM208 157H207V158H208ZM215 157H216V156H215ZM226 157H228V154L226 155ZM230 157H231V155H230ZM230 157H229V159L231 160ZM105 158H106V157H105ZM126 158H128V157H126ZM223 158H225V157H223ZM233 158H234V157H233ZM233 158H232V159H233ZM255 158H256V157H255ZM259 158H260V157H259ZM259 158H258V159H259ZM113 159H114V158H113ZM129 159H130V157L128 158V160H129ZM193 159H194V158H192V160H193ZM199 159H200V158H199ZM204 159H205V158H204ZM262 159H264V158H262ZM104 160H107V159H104ZM118 160H119V159H118ZM118 160H117V162H118V165H119L120 167H117L115 162H112V164H114L115 167H117V168H121V165H123L125 162L122 163L123 161L120 162V161H118ZM126 160H127V159H126ZM131 160H132V159H131ZM186 160H188V158H187ZM192 160H191V161H192ZM210 160H211V159H210ZM217 160H218V159H217ZM223 160H224V159H223ZM235 160H236V158H235ZM251 160H252V159H251ZM254 160H255V159H254ZM259 160H261V158H260ZM111 161H112V160H111ZM133 161H134V160H133ZM193 161H194V160H193ZM195 161H196V160H195ZM201 161H209V158H208V160L205 159V160H201ZM221 161H222V160H221ZM106 162H107V161H106ZM106 162H105V164H106ZM119 162H120V163H119ZM134 162H135V161H134ZM137 162H138V161H137ZM197 162H198V161H197ZM103 163H104V162H103ZM108 163H109V162H108ZM191 163H192V162H191ZM248 163H249V162H248ZM250 163H251V162H250ZM250 163H249V164H250ZM263 163H264V160H263ZM100 164H102V163H100ZM137 164H138V163H137ZM149 164H152L151 166H154V167H155V165H154L152 162H149ZM155 164H156V163H155ZM188 164H189V163H188ZM188 164H187V165H188ZM198 164H199V162H198ZM243 164H245V163H243ZM114 165H112V166L114 167ZM245 165H247V162H246ZM99 166H101V170L104 169L102 165H99ZM107 166H108V165H107ZM133 166H134V165H133ZM133 166H132V167H133ZM142 166H144V164H143ZM142 166H140V169H142ZM183 166H184V165H183ZM259 166H260V165H259ZM108 167H109V166H108ZM156 167H157V166H156ZM184 167H185V166H184ZM207 167H208V166H207ZM245 167H247V166H245ZM263 167H264V166H263ZM98 168H99V167H98ZM106 168H107V167H106ZM106 168H105V169H106ZM111 168H112V167H111ZM130 168H131V167H130ZM151 168H153V167H151ZM211 168H212V167H211ZM215 168H216V167H215ZM217 168H218V167H217ZM219 168H220V167H219ZM105 169H104V170H105ZM107 169H108V168H107ZM112 169H114V168H112ZM137 169H138V170H137ZM137 169H135V170H137V172H139V173L141 174V171H139V168H137ZM153 169H154V168H153ZM99 170H100V168H99ZM104 170H102V171H100V172H102V174H104V176H103V175H102V176L105 178V176H106V175H105V174H106L105 172H106L107 170H106V171H104ZM132 170H134V169H132ZM202 170H203V169H202ZM209 170H210V169H209ZM211 170H213V169H211ZM222 170H223V169H222ZM103 171H104V172H103ZM124 171H126V170H124ZM128 171H129V170H128ZM128 171L125 173V177L128 178V180H126V183H127V181H129V180H130V181H129L128 183H131V182L134 183V179H135V181L138 183V185L136 184L137 186H139V184H140V185H141V184H144L143 182L146 183L145 179H144V181H141V180H140V179H142V177H139V178L136 179L138 173L135 172V171H131V172H133V173L135 172L134 174H136V176L133 175V177H132L131 174H130V176L133 178V181H131L132 178L128 177V175H129V174H128ZM110 172H111V171H110V169H109V173H110ZM112 172H113V170H112ZM117 172H118V171H117ZM194 172H195V171H194ZM98 173H99V171H98ZM123 173H124V172H123ZM133 173H132V174H133ZM159 173H160V172H159ZM251 173H252V172H251ZM100 174H101V173H100ZM114 174H116V172L113 173V177H116V180H117V178L120 179V178H119V176H120L119 172L117 173V174H119L118 176H114ZM140 174H138V176H142V174H141V175H140ZM148 174H151V173H148ZM148 174H147V175H148ZM160 174H161V173H160ZM160 174H158V175H160ZM211 174H212V173H211ZM96 175H97V174H96ZM96 175H95V176H96ZM98 176H99V175H98ZM102 176H101V177H102ZM107 176H108V178H110L109 175H107ZM107 176H106V177H107ZM134 176H135V177H134ZM246 176H247V175H246ZM259 176H260V175H259ZM259 176H258V177H259ZM103 177H102V178H103ZM244 177H245V175H244ZM98 178H99V177H98ZM104 178H103V179H104ZM154 178H155V177H154ZM195 178H196V177H195ZM248 178H249V177L247 176L246 179H248ZM252 178H253V177H252ZM263 178H264V177H263ZM103 179H102V180H103ZM138 179H139L140 181H139ZM236 179L238 180L239 178H236ZM244 179H245V178H244ZM261 179H262V177H261ZM105 180H107V178H106ZM108 180H109V179H108ZM116 180H115V182L117 183L118 180H117V181H116ZM121 180H122V179H120V180H119L120 182H118V183H120L119 186H118L117 184H116V185H113V184H112V186H117V187L119 188V187L123 184V182H122ZM147 180H148V178H147ZM196 180L198 181V183H199V181H202L201 179L199 180V178H198V179L196 178ZM237 180H236V181H237ZM241 180H242V179H241ZM252 180H253V179H251V180L249 179V181L252 182V183L254 184V182H253ZM112 181H114V179H112ZM112 181H111L109 184H111ZM123 181H124V180H123ZM254 181H255V180H254ZM94 182H95V181H94ZM104 182H106V181H103V184H104ZM121 182H122V184H121ZM136 182H135V183H136ZM139 182H142V183H139ZM147 182H148V181H147ZM212 182H213V181H212ZM239 182H240V180H239ZM239 182H238V183H239ZM255 182H256V181H255ZM124 183H125V182H124ZM135 183H134V184H135ZM236 183H237V182H236ZM238 183H237V186L239 185ZM245 183H246V182H245ZM245 183H243V184H245ZM252 183H251L250 185H252ZM134 184H128V188H130V185H131V187H132V185H134ZM147 184H148V183H147ZM243 184H242V185H243ZM136 185H134L133 187H135ZM199 185H200V183H199ZM245 185H246V184H245ZM258 185H259V184H258ZM258 185H257V187H260V185H259V186H258ZM110 186H111V185H109V188H110ZM112 186H111V187H112ZM124 186H125V185H124ZM137 186H136V187H137ZM147 186H148V185H147ZM212 186H213V188H214V185H212ZM212 186H211V187H212ZM122 187H123V186H122ZM149 187L151 188L150 185H149ZM195 187H196V186H195ZM199 187H200V186H199ZM211 187H209V188L212 189ZM242 187H243V186H242ZM251 187H254V186H251ZM263 187H264V184H263ZM263 187L261 186V188H263ZM113 188H114V187H113ZM200 188H201V187H200ZM225 188H226V187H225ZM239 188H240V187H239ZM245 188H246V186L244 187V189H245ZM254 188H255V187H254ZM120 189L124 190L125 188L123 187V188H120ZM131 189H132V188H131ZM131 189H129V190H131ZM210 189H209V191H210ZM242 189H243V188H242ZM244 189L242 190L243 192L246 191V190H244ZM246 189H248V187H247ZM263 189H264V188H263ZM263 189H260L261 191H260V190H257V191H260V192L262 193V190H263ZM110 190H111V188H110ZM113 190H114V189H113ZM115 190L117 191L118 189H115ZM122 190H120L118 193L122 192V193L124 194V192H123ZM129 190H128V191H129ZM137 190H138V189H137ZM196 190H198V189H196ZM250 190H252V189H250ZM116 191L113 192V193H115V195H114L115 197H114V198L116 199V201H119V203H120V202H121L120 200H123L122 197L124 198V196H123V194L121 193V194H122V197H121V199H119V198H120L119 196H121V194H120V195L117 194ZM131 191H132V190H131ZM135 191H136V189H135ZM247 191H248V190H247ZM133 192H134V190H133ZM133 192H132V193H133ZM137 192H140V191L138 190ZM151 192H152V191H151ZM197 192H198V191H197ZM212 192H213V190H212ZM212 192H211V193H212ZM253 192H254V191H253ZM263 192H264V191H263ZM128 193H129V192H128ZM134 193H135V192H134ZM224 193H226V192H224ZM224 193H223V194H224ZM247 193H248V192H247ZM126 194H127V193H126ZM136 194H137V193H135L134 197H133V194H132V196H130V199L125 198V201L129 202L128 200H130V201L132 202V199L135 198V197L137 196ZM209 194H210V192H209ZM245 194H246V193H245ZM252 194H253V193H252ZM255 194H256V191H255V193H254L253 195L255 196ZM127 195H128V194H127ZM129 195H130V193H129ZM148 195H149V193H148ZM243 195H244V194H243ZM140 196H141V195H140ZM140 196L136 197L137 199H133V201L136 200V201H134V203H135V202L137 203V201H138L137 204H139V203H140V204H141V203L143 204L144 201H142V200L140 201V199H141ZM143 196H144V195H143ZM211 196H212V195H210V197H211ZM222 196H223V195H222ZM227 196H228V195H227ZM229 196H231V195H229ZM249 196H250V193H249ZM118 197H119V198H118ZM125 197H127V196L125 195ZM132 197H133V198H132ZM139 197H140V199H139ZM131 198H132V199H131ZM214 198H215V196H214ZM232 198L235 200V198H234L233 196H232ZM240 198H241V197H240ZM244 198H245V197H244ZM249 198H250V197H249ZM126 199H128V200H126ZM138 199H139V200H138ZM145 199H146V198H145ZM218 199H219V197H218ZM230 199H231V197H230ZM250 199H251V198H250ZM143 200H144V198H143ZM221 200L223 201V199H221ZM224 200H225V199H224ZM244 200H245V199H243V202H244ZM232 201H233V200H232ZM240 201H241V200H240ZM248 201H249V200H248ZM123 202H124V200L121 202V204H122ZM241 202H242V201H241ZM241 202H240V203H241ZM243 202H242V203H243ZM136 203H135V204H136ZM228 203H229L230 205H232V203H231L230 200H229L226 204H228ZM236 203H237V200H236ZM236 203H235V204H236ZM256 203H257V202H256ZM124 204H125V203H124ZM130 204H133V202L130 203ZM135 204H134V207H135ZM140 204H139V205H140ZM226 204H225V205H226ZM229 204H228V205H229ZM245 204H247V203H245ZM225 205H224V206H225ZM240 205H242V204H240ZM240 205L238 206V204H237L236 206H238L239 208L244 209V208L241 207ZM247 205H248V204H247ZM262 205H263V204H262ZM262 205H258V204H257L256 206H255V205H253V206L255 207V209H257V206H259V207L261 206V207H262ZM122 206H124V205H122ZM234 206H235V205H234ZM245 206H246V205H245ZM253 206H252V207H253ZM230 207H231V206H230ZM246 207H247V206H246ZM254 207H253V209H254ZM261 207H260V208H261ZM263 207H264V205H263ZM136 208H138V207H136ZM224 209H225V208H224ZM224 209H222V210H224ZM235 209H236V207H235ZM251 209H252V208H251ZM258 209H259V208H258ZM262 209H263V208H262ZM262 209H260L259 211H261ZM224 211H225V210H224ZM228 211H229V209L226 210V212H228ZM252 211H253V213L250 211L251 215L254 214V210H252ZM259 211L256 210L255 214H259V216L264 215V214L262 213V211H264V210H262L260 213H259ZM96 212H99V211L96 210ZM222 212H223V211H222ZM226 212H225V214H226ZM231 212H233V211L231 210ZM231 212H229V214H230ZM239 212H241V211H239ZM223 213H224V212H223ZM223 213H222V215L224 216ZM233 213H234V214H237L238 211H237V213H235V212H233ZM233 213H232V214H233ZM243 213H244V212H243ZM98 214H99V213H98ZM98 214L95 215V211H94V213H93V212H92V213L89 212V213L87 214V219H86L84 222L78 223L77 225H74V226H71V225H70L71 227L68 228L67 230L64 229V230H66V231H64V234L62 235L63 237H62V236L60 237L59 241H60V240H61V241H60V243L58 244V246L55 248L53 255L50 257V259H49V264H76V263L78 262V260H79V261H82V259H83V260H84V259H86V260L88 259V261H89V260H90V256L93 257L94 254L92 255V252L90 253V251L93 250L94 247H92L93 249L90 248V247L92 246V243H93V242H95V244H96V240H95V239H94L95 241H93V239L91 240V241H93V242H91L90 240H87L88 243H91V246H87V245H85V248H84L85 250H84V249H81L82 247H80V248L76 247V244H77V242L79 241L80 243H78V244H80L79 246H81V244H82L81 242L83 241V239H85V238L87 237V235H88V236H89V235L91 236L92 233L89 234V233H90V230L93 229V231L95 230L94 232H96V231L98 230V228H99L98 224L101 226V227H100V230H102L101 228L103 227V230H102V231H104V232H105V231L107 232V229H108V228L110 229V225H109L108 223L106 224V222L104 221V219H103V220L101 219V216H100V218H99ZM227 214H228V213H227ZM244 215H245V217H246V214H243V217H244ZM247 215H248V214H247ZM249 215H250V214H249ZM223 216H222L221 218H222L223 220H226V221H227V219H224L225 217L223 218ZM227 216H228V215H227ZM237 216H239V215H237ZM241 216H242V214H241ZM259 216H258V217H259ZM232 217H233V216H231V218H232ZM243 217H242V218H243ZM247 217H248V218H249V217L251 218V216H247ZM255 217H257V215H255L254 218H255ZM258 217H257V221H258L259 218H260V220H261V217H259V218H258ZM102 218H103V217H102ZM186 218H187V217H186ZM227 218H229V217H227ZM240 218H241V217H240ZM248 218H246V219H248ZM252 218H253V217H252ZM254 218H253V219H254ZM262 218L264 219V216H263ZM232 219H233V218H232ZM232 219H231V221H230V218H229V219H228V220H229L228 222H233V223H234L235 221H232ZM244 219H245V218H244ZM249 220H250V219H248V221H249ZM110 221H111V220H110ZM240 221H241V220H240ZM240 221H236V222L238 223V222H240ZM248 221H247V222H248ZM220 222H221V221H220ZM228 222H227V224H225L226 227H227L228 225H230ZM242 222H243V221H242ZM247 222L245 221V223H247ZM251 222H252V221H251ZM255 222H256V219H255ZM224 223H225V222H224ZM224 223H223V224H224ZM233 223H231V225H233ZM237 223L234 224V225H236V227H235V226H229V227H227V228L230 229V228H232V227H235V229H236L237 226H238ZM245 223H244V224H245ZM256 223H257V222H256ZM110 224H111V223H110ZM218 224H219V222H218ZM221 224H222V223H221ZM221 224H219V227H220V228H221L222 226H225V225H223V224H222V226H221ZM248 224H249V223H248ZM107 225H108V226H107ZM256 225H257V224H256ZM241 226H242V225H241ZM241 226H239V227H241ZM66 227H67V226H66ZM94 227H96L97 230L94 229ZM253 227H255V226H253ZM249 228H250V226H249ZM249 228H248V229H249ZM255 228H256V227H255ZM171 229H173V228H171ZM180 229H181V228H180ZM223 229H224V228H223ZM223 229H222V230H223ZM228 229H227V230H228ZM235 229L233 228L232 230H235ZM246 229H247V227H246ZM248 229H247V231H249ZM250 229H251V228H250ZM258 229H259V228H258ZM100 230H99V231H100ZM177 230H178V229H177ZM224 230H226V229H224ZM227 230H226V233H223V234L228 235V233L231 232V231H230L231 229H230L229 231H227ZM239 230H240V229H238L237 231H239ZM244 230H245V229H244ZM111 231H112V229H111ZM111 231H110V232H111ZM184 231H185V230H184ZM187 231H188V230H187ZM190 231H191L190 234H189V236H191V238H189V239H191L190 247H189L188 249H184L183 247H181V245H178V246L176 247L177 251L181 252V254H182V253H185L187 256H190L191 259H192V261H193L195 264H213V257H212V255L210 254L209 250L207 249V250H204V252H203V250L201 249V247H200V245H199V244H200V240L202 241V238L204 239L203 231H202V230H198V229H192V230H190ZM91 232H92V231H91ZM223 232H224V231H223ZM227 232H228V233H227ZM62 233H63V232H62ZM62 233H61V234H62ZM96 233H97V232H96ZM220 233H221V232H220ZM231 233H232V232H231ZM231 233H229V234H231ZM243 233H244V232H243ZM243 233H242V236H244ZM247 233H249V232H247ZM93 234H95V233H93ZM252 234H253V233H252ZM257 234H258V233H257ZM146 235H147V234H140V236H138L139 239H137V238L135 237V240H132V242H133L134 245H135V243H137V245H138V247H139V250H138V251H134V249H133V245L131 244V240H127V242H125L124 245H123V249L125 250V252H126V253L128 252L130 255H132V257H135V259H136L137 257L139 258L140 256L145 257V256L148 255V257H149V256H150V252H151V253H154V250H153V248L151 247L152 245L150 246V249L148 248V245L152 244L154 238H153V236L145 237ZM249 235H250V233H249ZM233 236H234V237H233ZM233 236L231 237L232 239H229L230 241L228 240L229 242H232L231 240H233V238H234V241H235V239L238 238L235 234H234ZM242 236H241V237H242ZM245 236H246V233H245ZM253 236H254V234H253ZM103 237H104V236H102V239H101V236H100V238H98L99 241L104 240L105 238L103 239ZM187 237H188V235H187ZM235 237H236V238H235ZM246 237H247L246 239L249 241V239H248V234H247ZM255 237H256V235H255ZM257 237H259V236H257ZM243 238H244V237H243ZM249 238H250V237H249ZM251 238H252V237H251ZM100 239H101V240H100ZM127 239H128V238H127ZM239 239H240V237H239ZM241 239H242V238H241ZM241 239H240V241H241ZM257 239H258V238H257ZM99 241L97 242V245H98V243L100 244ZM228 241H227V242H228ZM234 241L232 242V244L234 243ZM237 241H238V240H237ZM237 241H235V243H237ZM227 242H226V243H227ZM229 242H228V243H229ZM243 242H244V240H243ZM245 242H246V241H245ZM188 243H189V242H188ZM78 244H77V245H78ZM102 244H103V241H102ZM180 244H181V243H180ZM241 244H242V243H241ZM244 244H245V243H244ZM172 245H173V244H172ZM228 245H229V244H228ZM94 246H95V245H94ZM99 246H100V245H98L97 247L99 248ZM173 246H174V245H173ZM185 246H186V245H185ZM233 246H234V245H233ZM236 246H237V245H235L234 250L232 251L233 253H234L235 251H238V250L240 249V247H241V246H240V247L236 250ZM75 247H76V248H75ZM86 247H88V250H86ZM100 247H101V246H100ZM227 247H228V246H227ZM227 247H226V249H225L226 254H228V248H227ZM242 247H244V246L242 245ZM246 247H247V246H246ZM102 248H103V247H102ZM224 248H225V247H224ZM248 248H249V247H247L246 251L248 250ZM251 248H253V247H251ZM251 248H249V249H251ZM80 249L82 250V252H80V251H81ZM100 249H101V248H100ZM100 249H99V250H100ZM151 249H152V250H151ZM205 249H206V247H205ZM145 250H146L147 253L145 252ZM149 250H150V251H149ZM229 250L231 251L232 248L229 247ZM242 250H244V249H242ZM253 250H254V248H253ZM253 250H252V251H253ZM85 251H88V253L85 252ZM171 251H172V250H171ZM240 251H241V250H239L238 253L245 252V251H242V252H240ZM71 253H73L74 255H70ZM86 253H87V254H90V255L88 256L89 258H87V256H86L87 254H86ZM94 253H95V251H94ZM175 253H176V252H175ZM233 253L231 254V256L234 255ZM247 253H248V252H247ZM82 254H83V256H82ZM256 254H257V253H256ZM78 255H79V256H78ZM84 255L86 256V258L84 257ZM235 255H236V254H235ZM235 255H234V256H235ZM124 256H125V255H124ZM234 256H232V257L235 258ZM236 256H238V255H236ZM250 256H251V255H250ZM250 256H249V257H250ZM256 256H257V255H256ZM256 256H255V257H256ZM83 257H84V258H83ZM178 257H180V256H178ZM178 257H177V258H178ZM226 257H227L228 262H230V261H231V262H235L236 260L239 259V258H238V259H235V261H234V259L232 260V258H231V260H230L229 255L226 256ZM240 257H241V260H239L238 262H240V261L242 262L243 260H244V261H247V260L249 259V257H248L247 260H246L245 258H243L242 256H240ZM257 257H258V256H257ZM110 258H111V257H110ZM145 258H146V257H145ZM171 258H172V257H171ZM181 258H182V256H181ZM228 258H229V259H228ZM242 258H243V259H242ZM246 258H247V257H246ZM251 258H252V257H251ZM253 258H254V257H253ZM105 259H106V258H105ZM173 259H176V257L173 258ZM258 259H259V258H258ZM76 260H77V262H76ZM102 260H103V259H102ZM149 260L151 261V258H149ZM178 260H179V259H178ZM182 260H183V259H182ZM185 260H186V259H185ZM229 260H230V261H229ZM256 260H257V259H256ZM88 261H87V263H90V262H91V261H89V262H88ZM103 261H104V260H103ZM103 261H102L103 264H104V262H105L106 264H118V263L121 264V262H118L117 260H116V262H117V263H116V262H115V259H113V258H112V259H109L108 261H104V262H103ZM119 261H120V260H119ZM126 261H127V260H126ZM126 261L123 260L124 264H125ZM135 261H136V260H135ZM179 261H181V260H179ZM186 261H187V260H186ZM244 261H243V263L246 264V262H244ZM82 262H83V261H82ZM85 262H86V261H85ZM171 262H172V260H171ZM181 262H182V261H181ZM183 262L185 263V261H183ZM248 262H249V260H248ZM248 262H247V263H248ZM87 263H85V264H87ZM93 263H94V262H93ZM129 263H130V262H127V264H129ZM135 263H137V262H134V264H135ZM175 263H176V261H175ZM186 263H187V262H186ZM186 263H185V264H186ZM236 263H237V262H236ZM256 263H257V262H256ZM258 263H260V262H258ZM258 263H257V264H258ZM77 264H81V263H77ZM83 264H84V262H83ZM122 264H123V263H122ZM137 264H138V263H137ZM172 264H174V263H172ZM177 264H178V263H177ZM237 264H239V263H237ZM240 264H241V263H240ZM250 264H251V263H250Z\"/></svg>",
	"mask_w": 264,
	"mask_h": 264
}]
</instances>
